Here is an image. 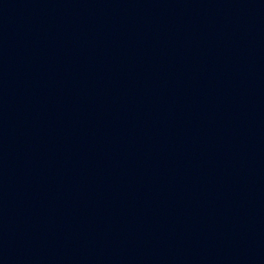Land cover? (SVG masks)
Returning a JSON list of instances; mask_svg holds the SVG:
<instances>
[{
	"label": "water",
	"instance_id": "water-1",
	"mask_svg": "<svg viewBox=\"0 0 264 264\" xmlns=\"http://www.w3.org/2000/svg\"><path fill=\"white\" fill-rule=\"evenodd\" d=\"M0 264H264V0H0Z\"/></svg>",
	"mask_w": 264,
	"mask_h": 264
}]
</instances>
